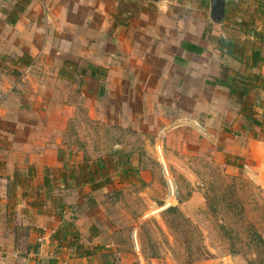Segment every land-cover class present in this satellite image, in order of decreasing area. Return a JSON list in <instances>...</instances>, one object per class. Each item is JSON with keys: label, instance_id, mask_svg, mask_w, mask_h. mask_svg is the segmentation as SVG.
Instances as JSON below:
<instances>
[{"label": "crops", "instance_id": "obj_1", "mask_svg": "<svg viewBox=\"0 0 264 264\" xmlns=\"http://www.w3.org/2000/svg\"><path fill=\"white\" fill-rule=\"evenodd\" d=\"M17 1L0 0V264H99L87 193H52L79 180L60 154L82 134L73 123L84 113L153 138L149 150L193 178L201 167L181 165L177 152L246 167L264 184L260 127H247L218 82L245 66L216 40H243L228 17L249 19L259 0H238L234 12L229 4L222 25L211 0H30L13 24L5 11ZM81 60L102 74L73 71ZM254 71L264 75V63Z\"/></svg>", "mask_w": 264, "mask_h": 264}, {"label": "rangeland", "instance_id": "obj_2", "mask_svg": "<svg viewBox=\"0 0 264 264\" xmlns=\"http://www.w3.org/2000/svg\"><path fill=\"white\" fill-rule=\"evenodd\" d=\"M230 4V11H236L235 3ZM228 19L235 27L236 20ZM258 24L264 28L260 20ZM251 98L262 100L256 115L263 121L258 134L264 136V91L253 92ZM81 117L73 128L78 122L82 134L74 131L60 154L72 177L83 165L80 178L52 193H87L92 235L99 236L90 251L99 264H264V184L248 168L239 163L242 170L229 171L219 162L183 159L185 154L180 158L177 152L181 165L201 167L193 178L187 173L193 169L170 166L163 152H151L146 141L153 146V138L89 120L85 113ZM96 170L101 173L97 178H109L111 184L95 191L81 179Z\"/></svg>", "mask_w": 264, "mask_h": 264}, {"label": "trees", "instance_id": "obj_3", "mask_svg": "<svg viewBox=\"0 0 264 264\" xmlns=\"http://www.w3.org/2000/svg\"><path fill=\"white\" fill-rule=\"evenodd\" d=\"M29 2L30 0H19L12 10L5 11L10 23L14 24L17 22L19 14L24 11L25 6L28 5ZM259 2V10H249L251 13L249 19L234 22L235 27H238L241 33L243 32L242 34L245 36L243 40L224 36L216 38L224 54L231 56L245 66L243 71H236L233 74L230 73L231 69L226 70L223 77L219 79L218 82L229 88L231 98L236 99L240 107V112L245 116L247 122H252V125L254 124L257 126L263 124V121L256 117V112L258 108H260L262 100H253L251 94L253 92L264 91V75L261 72L254 71L255 69H260L264 63V28H261L258 24V20L264 19V0H259ZM234 5L237 6L239 4ZM236 8L237 10L240 9L238 7ZM248 43H250V45ZM71 67L73 71L82 75L95 76L98 72L101 74L103 72L101 69L84 60H81L78 64ZM98 175H101L98 170L93 171L89 173L88 179H81V183L90 184L92 190H98L111 184V179H99L97 178ZM78 178H80L79 175ZM21 183L24 184L26 181H22ZM70 226L73 225L71 224ZM74 237L76 241L79 240L78 233H76ZM77 248L81 250L83 246L78 245Z\"/></svg>", "mask_w": 264, "mask_h": 264}, {"label": "water", "instance_id": "obj_4", "mask_svg": "<svg viewBox=\"0 0 264 264\" xmlns=\"http://www.w3.org/2000/svg\"><path fill=\"white\" fill-rule=\"evenodd\" d=\"M237 1L238 0H211V20L216 24L222 25L226 17L227 6Z\"/></svg>", "mask_w": 264, "mask_h": 264}, {"label": "flooded vegetation", "instance_id": "obj_5", "mask_svg": "<svg viewBox=\"0 0 264 264\" xmlns=\"http://www.w3.org/2000/svg\"><path fill=\"white\" fill-rule=\"evenodd\" d=\"M82 168H83V167H82ZM80 169H81V168H80ZM80 169H79V170H80ZM79 170H77V171H79Z\"/></svg>", "mask_w": 264, "mask_h": 264}]
</instances>
